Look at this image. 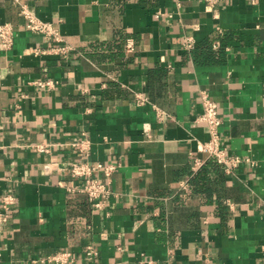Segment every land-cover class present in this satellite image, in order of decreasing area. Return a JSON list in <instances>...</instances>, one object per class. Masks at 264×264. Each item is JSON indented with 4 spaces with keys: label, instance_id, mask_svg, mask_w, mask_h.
Segmentation results:
<instances>
[{
    "label": "crops",
    "instance_id": "1",
    "mask_svg": "<svg viewBox=\"0 0 264 264\" xmlns=\"http://www.w3.org/2000/svg\"><path fill=\"white\" fill-rule=\"evenodd\" d=\"M24 5L63 43L29 31ZM0 22L16 29L12 49L0 43V201L16 199L0 264L59 251L74 264H264V0H0ZM65 44L68 59L35 53ZM202 93L240 158L232 173L200 151ZM195 156L206 162L193 173ZM86 159L117 166L94 173L111 191L100 209L69 173Z\"/></svg>",
    "mask_w": 264,
    "mask_h": 264
},
{
    "label": "built area",
    "instance_id": "2",
    "mask_svg": "<svg viewBox=\"0 0 264 264\" xmlns=\"http://www.w3.org/2000/svg\"><path fill=\"white\" fill-rule=\"evenodd\" d=\"M205 3L214 11H216L225 0H204ZM21 15L25 19L26 28L32 33L41 35L45 37L47 40L55 41L56 43H63V38L61 33L57 27L54 26L52 22L43 21L38 18L32 10L24 5L21 9ZM15 26L10 23H1L0 22V43L7 50L12 49L15 42ZM195 45V40L191 37H187L184 41L183 47L186 50L193 49ZM72 48L65 45H58L56 47L48 48V49H37L35 53L37 55L40 54H56L61 55L64 58L68 59L70 57ZM1 78V74H0ZM37 84L42 87H53L56 84V81L53 80H42L38 81ZM139 103L147 102V99L138 96ZM202 105L203 112L198 116V121L206 124L210 138L208 141L203 143L200 151L207 153L209 157L216 158L219 163L225 165L226 172L232 173L233 168L237 166L240 162V158L234 157L229 158L226 155V149L223 148L221 144V136L219 133V128L222 124V120L219 116V106L218 104L212 100L207 93H202ZM158 116L160 119H164L166 117L165 113L162 111L158 112ZM90 142L88 140H82L75 144L76 147L80 149L81 152L87 155L89 154L91 147ZM38 150L49 152V148L47 145H37ZM205 160L198 156L194 157L192 164L193 173L198 172L205 164ZM56 160H51L48 165V172H52L54 168H57ZM117 169L116 165L112 164H102L99 163L96 166H92L87 159L82 162H74L71 163L69 167V173L72 177L80 179L82 182L78 186L75 187L74 190L78 192L85 193L93 207L102 208L103 202L108 199L111 195V191L108 187V182H103L98 178L94 177L95 172H101L110 179L114 171ZM16 204V199L13 194H5L1 197L0 201V227L5 226L11 217L13 206ZM88 256L96 255V250L93 246L88 247ZM76 258L74 254L70 251H59L50 255L46 258L40 259L35 262L39 263H48V264H74ZM141 264H155L152 261H142Z\"/></svg>",
    "mask_w": 264,
    "mask_h": 264
},
{
    "label": "trees",
    "instance_id": "3",
    "mask_svg": "<svg viewBox=\"0 0 264 264\" xmlns=\"http://www.w3.org/2000/svg\"><path fill=\"white\" fill-rule=\"evenodd\" d=\"M209 44H210L209 41L204 42V51H202L201 53L203 58H209V57L213 58L214 56Z\"/></svg>",
    "mask_w": 264,
    "mask_h": 264
}]
</instances>
